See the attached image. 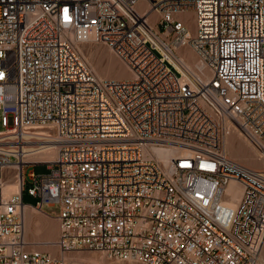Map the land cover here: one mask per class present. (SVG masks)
<instances>
[{
    "label": "built area",
    "instance_id": "1",
    "mask_svg": "<svg viewBox=\"0 0 264 264\" xmlns=\"http://www.w3.org/2000/svg\"><path fill=\"white\" fill-rule=\"evenodd\" d=\"M86 42L133 76L99 78ZM184 47L200 67L170 60ZM0 117L16 150L33 130L58 146L51 161L0 151V264H65L27 240L26 207L44 206L58 208L63 253L260 264L264 170L222 145L237 133L264 149V0H0ZM36 165L50 171L26 173ZM10 179L18 194L5 192Z\"/></svg>",
    "mask_w": 264,
    "mask_h": 264
},
{
    "label": "rangeland",
    "instance_id": "2",
    "mask_svg": "<svg viewBox=\"0 0 264 264\" xmlns=\"http://www.w3.org/2000/svg\"><path fill=\"white\" fill-rule=\"evenodd\" d=\"M147 6H141V9H146ZM150 23L152 25H156V23L159 20V15L156 12H153L149 16ZM181 19L186 21L190 27H193L194 23V17L192 11L183 12L181 14ZM90 43V42H89ZM82 44L80 46L81 52L83 53L84 57L88 61L89 65L94 69L96 74H102L105 73L107 70V64L108 61H110L111 70H109L106 74L108 77H102V78H112V79H125V78H131L132 72L128 69L126 64L117 58L113 52L104 44L101 43H93L92 44ZM101 48L109 50L111 55L118 60L120 63H118L115 59L110 57L105 51H103ZM180 48L177 50L176 55L177 56H184L186 59H192L193 55H195L194 64L199 63V58L197 55L192 51H189V49ZM100 55V56H99ZM195 67H193L194 69ZM102 76V75H101ZM4 127L2 126L1 117H0V131H2ZM229 139V142L232 144V147H226L225 152L230 155L231 157L238 159L240 161H243L245 163H248L254 167H257L259 169H264V158L261 157L260 150L258 148L252 149V147H249V144L243 143V138H240L239 136L235 135V133H231L230 135H227L223 140L224 141ZM250 143V142H249ZM222 145V149H223ZM237 148L241 151H238ZM35 172L36 174H46L50 170L47 168L46 165H36V166H30L26 169V173L30 174L31 172ZM16 183H10L7 186V189H11L12 191H15ZM29 186V182H28ZM24 203L34 205L36 203V199L30 196L27 192L24 193L23 196ZM44 211H46L47 216L46 219H52L53 223L55 224V228L57 230V236L54 239V242L57 240L60 232V221L57 218L58 214V208L57 207H49L44 206ZM34 214L38 215V212L33 209ZM32 218L28 219V222L30 223ZM34 222H37L36 218L33 217ZM40 224L37 223L32 226V228L29 230V232H38L40 230ZM27 240L31 243H34L31 245V248L37 249V250H43L48 251L49 253L53 254L57 258H61L65 264H142L137 262H115L107 259L104 255L101 253L90 251V250H79V251H71L68 253H65L66 259L62 258L60 255L59 250L57 247L47 245L46 248L42 249L40 247L45 246L42 243L46 242L48 238H46L45 232L40 234L39 236H34V234H30V237L26 234ZM43 241V242H39ZM40 243V244H37ZM262 254V253H261ZM264 259V258H263Z\"/></svg>",
    "mask_w": 264,
    "mask_h": 264
},
{
    "label": "bare ground",
    "instance_id": "3",
    "mask_svg": "<svg viewBox=\"0 0 264 264\" xmlns=\"http://www.w3.org/2000/svg\"><path fill=\"white\" fill-rule=\"evenodd\" d=\"M147 9H149L148 7L146 9H144V11H146ZM153 13V12H150L148 13V19H149V16L150 14ZM150 21V19H149ZM152 25V24H151ZM154 26V25H152ZM89 42H86V43H82V44H87ZM94 43V42H93ZM81 44V45H82ZM89 44H92V42H90ZM80 45V46H81ZM79 46V48H80ZM185 49H188V48H185ZM191 49V48H190ZM192 50V49H191ZM80 51H81V48H80ZM112 51V50H111ZM190 51V50H189ZM193 51V50H192ZM194 52V51H193ZM195 53V52H194ZM83 54V53H82ZM114 54V53H113ZM196 54V53H195ZM197 55V54H196ZM117 57V56H116ZM198 57V56H197ZM118 58V57H117ZM169 58L170 60L177 66V67H180V66H184V67H188V68H191L193 69V67L197 68V67H200L201 65V62H200V59H199V63H195L194 64V60L196 59L195 58V55H193L192 59H186L184 56H177L176 53H173L171 55H169ZM199 58V57H198ZM127 66V65H126ZM128 67V66H127ZM111 65H110V61H108V64H107V71L105 73H102V74H97L99 78L101 79H104L102 77H108V75L106 74L109 70H111ZM129 69V67H128ZM94 70V69H93ZM130 70V69H129ZM131 71V70H130ZM132 72V71H131ZM102 75V76H101ZM133 76V74H132ZM205 77H209V73L206 71L205 73ZM31 132H34V133H31L33 134L34 136H29V137H26V141L29 142V144L27 143H24V146L20 147V150H16L15 147L12 146L13 144V139H10V138H5L4 136H6L8 134V132H3V131H0V151L1 150H11L13 152H16L20 159V163L24 161V158H27L31 161H40V160H48V161H51L55 158L56 156V150H57V145L55 144H52V143H49V144H45L44 142H48L47 139H44L40 136H44V135H50V131H47V130H42V131H39V130H33ZM231 134V133H230ZM228 134V135H230ZM235 135L239 136L240 138H242L239 134L235 133ZM244 139V138H243ZM246 140L247 139H244L243 142L246 143ZM250 142V143H249ZM11 144V145H10ZM247 144H249V147L251 146L252 149L254 150V148H258V150H260V154H261V157L264 158V149H260L258 146H256L253 142H251L250 140H247ZM10 146V147H9ZM232 147V144L229 142V139L225 140L224 141V145H223V154H225L226 156H228L230 159L246 166V167H249L253 170H264V169H259L257 167H254L248 163H245L243 161H240L238 159H235L233 157H231L230 155H228L226 152H225V149L226 147ZM238 151H240L238 148H237ZM241 153V151H240ZM163 156H160V158H162ZM10 183H16L15 186H16V189L15 191H12L11 189H7V186H10L8 184ZM5 192L7 193V195H13V194H18L20 192V183H19V180H16L15 179H10V181L6 184L5 186ZM228 192H232L234 193V195L236 196V198L239 197L240 193H241V190L239 188V186L236 184V183H231L228 187ZM28 207H26L27 209ZM31 208V207H30ZM34 209V208H32ZM35 211L37 212H41V210H38V209H34ZM38 222H34L33 220V217L30 221V223L28 224L26 222V210H25V232L29 231L33 225L37 224ZM58 240V239H57ZM44 242L42 243L43 245L47 246H51L50 244H52V246H55L57 247V249L59 250L60 252V256L62 258H65L66 259V256H65V253H63L59 247L56 245V242ZM30 242V241H29ZM34 244V243H32ZM37 244H40V243H37ZM264 248L262 250V254H261V257H260V264H264Z\"/></svg>",
    "mask_w": 264,
    "mask_h": 264
},
{
    "label": "crops",
    "instance_id": "4",
    "mask_svg": "<svg viewBox=\"0 0 264 264\" xmlns=\"http://www.w3.org/2000/svg\"><path fill=\"white\" fill-rule=\"evenodd\" d=\"M191 52H192V50L189 48V47H187ZM103 51H105L110 57H112L113 59H115L112 55H111V53L109 52V50H106V49H103V48H101ZM100 56V55H99ZM116 60V59H115ZM118 63H120L118 60H116ZM121 64V63H120ZM243 143H245V142H243ZM246 144V143H245ZM47 212H45V211H41V212H38V215H36V214H34V212H33V209L32 208H30V207H28L27 209H26V222L29 224V222H28V219L29 218H32V217H35L36 218V220H37V222L40 224V230L38 231V232H29V231H27L26 232V234L28 235V237H30V234H34V236H39L40 237V234H42L43 232H45V235H46V238H48L47 239V241L46 242H54V239L56 238V236H57V230H56V228H55V224L53 223V220L52 219H49V220H47L46 219V216H47V214H46ZM59 237V236H58ZM58 239V238H57ZM39 242H43V241H39ZM47 246H42V247H40V248H42V249H44V248H46Z\"/></svg>",
    "mask_w": 264,
    "mask_h": 264
}]
</instances>
